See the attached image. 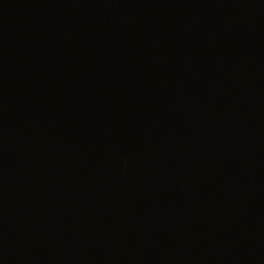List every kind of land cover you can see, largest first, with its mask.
Returning <instances> with one entry per match:
<instances>
[{
    "label": "water",
    "instance_id": "water-1",
    "mask_svg": "<svg viewBox=\"0 0 264 264\" xmlns=\"http://www.w3.org/2000/svg\"><path fill=\"white\" fill-rule=\"evenodd\" d=\"M0 264H264V0H0Z\"/></svg>",
    "mask_w": 264,
    "mask_h": 264
}]
</instances>
